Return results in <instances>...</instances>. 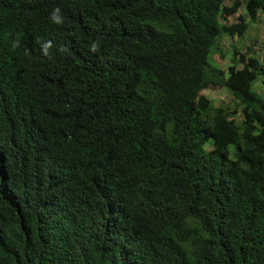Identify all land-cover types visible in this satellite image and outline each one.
I'll return each instance as SVG.
<instances>
[{"label": "trees", "instance_id": "1", "mask_svg": "<svg viewBox=\"0 0 264 264\" xmlns=\"http://www.w3.org/2000/svg\"><path fill=\"white\" fill-rule=\"evenodd\" d=\"M225 1L0 0V264H264V57L210 62L264 0Z\"/></svg>", "mask_w": 264, "mask_h": 264}, {"label": "rangeland", "instance_id": "2", "mask_svg": "<svg viewBox=\"0 0 264 264\" xmlns=\"http://www.w3.org/2000/svg\"><path fill=\"white\" fill-rule=\"evenodd\" d=\"M229 2L230 0H226V3ZM240 11H241L240 13L242 14L243 13L242 10ZM236 17L237 16L224 17L223 19H221V22L225 24H231L235 22ZM219 43L222 52L224 53V57L221 58L217 54H214L210 57V62H212L213 65H216L223 69H226L228 66L232 64L233 49L243 51L245 50V48L253 46L254 49L257 47V51L264 50V13L260 14L259 21L249 25V27L246 30V34L244 36H240V34L238 33L233 36H229L228 34H225L219 40ZM254 90L264 93V83L263 82L259 83L258 81L255 82ZM202 94L206 96L209 100H211V104L214 107H221L229 111L235 107V103L233 102V99L226 88H217V87L206 88L202 91ZM230 150L233 151L234 146H230Z\"/></svg>", "mask_w": 264, "mask_h": 264}, {"label": "crops", "instance_id": "3", "mask_svg": "<svg viewBox=\"0 0 264 264\" xmlns=\"http://www.w3.org/2000/svg\"><path fill=\"white\" fill-rule=\"evenodd\" d=\"M229 3H230V2H229ZM229 3H226V2H225L226 5H229ZM241 10H242L243 13L241 14V13H240L241 11H239V13H240L241 15L245 16V12H244V9H242V7H241ZM259 17H260V15H259ZM257 21H259V18H258ZM257 21H256V22H257ZM256 22H255V23H256ZM248 27H249V26H248ZM245 34H246V32H245Z\"/></svg>", "mask_w": 264, "mask_h": 264}, {"label": "clouds", "instance_id": "4", "mask_svg": "<svg viewBox=\"0 0 264 264\" xmlns=\"http://www.w3.org/2000/svg\"><path fill=\"white\" fill-rule=\"evenodd\" d=\"M226 2V1H225ZM57 11H59L58 9H57ZM233 16H236V15H233ZM225 17V16H224ZM231 17V16H230ZM221 19H223V18H221ZM236 19V18H235ZM236 21V20H235ZM234 23V22H233ZM232 24V23H231ZM96 49H95V45H93V51H95Z\"/></svg>", "mask_w": 264, "mask_h": 264}, {"label": "built area", "instance_id": "5", "mask_svg": "<svg viewBox=\"0 0 264 264\" xmlns=\"http://www.w3.org/2000/svg\"><path fill=\"white\" fill-rule=\"evenodd\" d=\"M261 54L263 55V57H264V50L263 51H261Z\"/></svg>", "mask_w": 264, "mask_h": 264}]
</instances>
